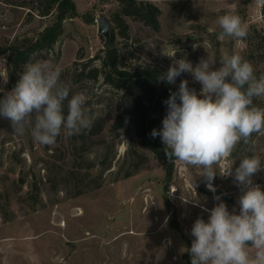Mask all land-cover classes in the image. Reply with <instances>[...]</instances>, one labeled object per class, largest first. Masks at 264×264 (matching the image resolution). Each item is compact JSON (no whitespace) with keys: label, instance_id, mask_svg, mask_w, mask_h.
I'll return each mask as SVG.
<instances>
[{"label":"rangeland","instance_id":"1","mask_svg":"<svg viewBox=\"0 0 264 264\" xmlns=\"http://www.w3.org/2000/svg\"><path fill=\"white\" fill-rule=\"evenodd\" d=\"M72 1L77 13L64 20L55 47L34 53L26 64L50 61L60 70L70 97H87L86 107L95 118L92 126L98 118H104L106 126L99 134L82 130L66 137L62 131L55 144L46 146L34 140L32 125L21 134L0 117V264H191V227L198 217L208 218L191 200L211 209L217 203L213 197L220 196L229 211L235 208L238 214L240 189L232 177L217 175L213 193L200 169L177 160L169 175L166 165L140 144L132 118L112 129L139 90L126 95L103 78H80L77 72L82 63L103 54L108 38L99 31L97 19H107L112 32L120 3ZM148 1L161 9L160 28L126 16L129 36H117L122 65L149 63L166 72L172 63L166 54L179 49L176 59L186 56L195 66L208 58L219 68L227 52L250 61L257 77L264 74V0ZM44 5L45 0H0V75L8 78L6 84L0 78V88L5 91L12 90V80L16 84L26 65H11L8 47L36 39L53 22L57 11L44 16ZM227 12L245 22V39H219L216 21ZM184 79L200 91L202 86L189 73H182L172 86L178 90ZM3 95L0 92V99ZM253 102L264 107V99ZM64 111L67 114V101ZM253 140L238 145L231 157L214 166L216 170L234 169L240 159L253 154L264 166V136L254 134ZM97 183L102 185L94 188ZM253 183L264 188V170L253 176Z\"/></svg>","mask_w":264,"mask_h":264},{"label":"clouds","instance_id":"2","mask_svg":"<svg viewBox=\"0 0 264 264\" xmlns=\"http://www.w3.org/2000/svg\"><path fill=\"white\" fill-rule=\"evenodd\" d=\"M216 23L221 40H243L248 35L245 22L232 12L219 16ZM177 51L166 54L172 63L157 79L174 84L182 73H189L202 87L197 92L187 79L181 80L178 90L164 101L167 113L162 128L153 129L151 136L160 137L168 160L200 169L209 191L215 193L213 181L219 175L232 177L241 192L238 214L235 208L229 211L220 196L213 197L217 203L211 209L191 200L208 213L207 220L198 217L191 227L194 239L187 249L191 264H264V188L253 183V176L264 170L260 157L245 156L238 167L221 172L214 167L231 157L238 145L254 144V134L264 136V107L253 102L264 99V74L257 77L252 63L239 54L225 52L219 59L221 66L214 68L215 60L201 58L193 66L186 56L176 59ZM60 76L50 61L26 64L11 91L0 88L4 93L0 117L21 134L32 125L34 140L46 146L55 144L62 131L71 137L89 130L95 118L86 107L87 97L83 93L70 97V88ZM0 78L7 83L8 78Z\"/></svg>","mask_w":264,"mask_h":264},{"label":"trees","instance_id":"3","mask_svg":"<svg viewBox=\"0 0 264 264\" xmlns=\"http://www.w3.org/2000/svg\"><path fill=\"white\" fill-rule=\"evenodd\" d=\"M118 1L120 10L113 15V21L116 25L110 33L103 54H97L88 62L82 63L77 73L80 78H91L94 80L103 78L111 86L124 90L126 95H131L135 90H139L133 100L127 103L121 113L116 116L112 129L115 130L122 127L127 119L132 118L142 147L152 151L155 157L166 165L167 173L171 175L175 159L168 160L164 151L165 145L159 136L153 138L151 132L153 129L159 131L162 128V120L167 113V106L164 101L168 99L170 92L177 91V89L172 84H167L157 79L158 75L165 72L156 65L149 63L134 67L122 65L120 62V48L117 45L118 34L122 37L129 36V24L125 19L126 16L141 20L158 30L161 25V9L148 0ZM55 10L57 13L53 22L47 25L36 39H25L8 47L11 65L20 68L30 60L34 53L44 50L49 51L55 47L64 31V20L74 17L77 13L72 0H45L41 13L46 16L54 14ZM261 12L264 17V3L262 4ZM261 36V40L264 42V35L262 34ZM75 64H77L76 61ZM14 86L15 82L12 80L11 87ZM105 126V119L98 118L92 128L89 129V134H99L104 130ZM131 174L129 172L126 176ZM101 185V183H97L94 188H99Z\"/></svg>","mask_w":264,"mask_h":264},{"label":"water","instance_id":"4","mask_svg":"<svg viewBox=\"0 0 264 264\" xmlns=\"http://www.w3.org/2000/svg\"><path fill=\"white\" fill-rule=\"evenodd\" d=\"M97 21L99 22V31L109 39L111 33L110 22L103 17H99Z\"/></svg>","mask_w":264,"mask_h":264}]
</instances>
